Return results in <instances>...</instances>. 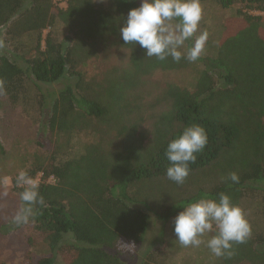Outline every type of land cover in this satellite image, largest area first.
<instances>
[{
	"label": "trees",
	"instance_id": "1",
	"mask_svg": "<svg viewBox=\"0 0 264 264\" xmlns=\"http://www.w3.org/2000/svg\"><path fill=\"white\" fill-rule=\"evenodd\" d=\"M64 1L65 8L55 0H0L8 48L0 54V93L10 106L25 107L32 101L30 83L44 115L36 140L41 151L25 170L34 178L41 174L43 204L26 223L25 241L47 252L29 253L30 264H55L58 255L65 264H124L152 216L167 221L195 200L218 199L223 190L236 204L248 184L264 195V15L251 13L264 12V0H214L220 8L239 7L225 19L212 52L207 39L193 87L167 83L153 104L165 108L151 114V129L143 132L145 106L135 101V87L153 69H176L186 61H160L138 44H124L119 28L138 0H109L107 8L94 0ZM57 22L67 26L66 39L56 36ZM111 44L130 49L128 65L100 81L88 77L87 58ZM59 80L63 87L48 103L40 85ZM193 123L205 129L208 142L189 164V175L211 169L223 181L182 198L166 176L165 150ZM87 128L98 136L75 156L73 138ZM233 172L238 182L228 178ZM13 184L19 197L22 189ZM232 253L217 257V264H264V231L233 244Z\"/></svg>",
	"mask_w": 264,
	"mask_h": 264
},
{
	"label": "rangeland",
	"instance_id": "2",
	"mask_svg": "<svg viewBox=\"0 0 264 264\" xmlns=\"http://www.w3.org/2000/svg\"><path fill=\"white\" fill-rule=\"evenodd\" d=\"M55 1L58 7H66L64 0ZM138 1L140 2V0ZM94 2L102 8L110 6L109 0H94ZM200 5L202 18L196 35L207 32L208 40L211 43L208 50L211 48L212 52L222 30V24L225 19L234 14V9L239 5L220 8L214 0H208ZM254 14L264 15V12ZM66 27L65 24L57 22L54 29L56 36L61 39L70 36ZM4 32L5 27H0V54L8 49L3 42ZM186 49L185 44L184 50L186 51ZM129 57L130 49L127 47L115 44L105 46L96 55L87 58L86 75L100 81L108 71L126 67ZM183 61L186 62L180 68L153 69L150 74L143 75L142 80L145 83L135 87V101H138L139 105L144 104L145 106V111L142 114L145 120H141L139 132L150 130L151 114L158 113L165 108L164 105L154 106L153 104L167 83L173 82L190 89L193 87L200 61L190 62L186 59ZM63 83V80H59L52 84L40 85V91L46 95L48 103L50 98L63 87ZM28 86L32 101L25 107L10 106L8 100L0 93V264H30L27 256L29 253L47 252V247L40 242V244L30 246L25 241L26 234L30 233V224L17 227L12 220L19 209V197L13 188V182L19 171L28 169L34 154L41 151L36 140L44 115L39 112L36 104L38 91L32 84L29 83ZM97 136L98 132L92 133L89 128L77 133L73 138V154L75 156L80 154L84 144L94 141ZM104 136L109 139L112 138L113 133L104 134ZM146 136L150 138L151 134L147 133ZM207 170L191 173L183 184L173 187H176L174 192L183 198L198 189L208 190L212 186H218L223 181V176L216 175L217 172L214 173L215 171L211 169ZM39 176L38 174L35 177L38 181ZM50 182H53L51 178ZM248 187L243 191L244 194L236 205L243 210L251 226V232L264 231V195L257 188L250 190ZM221 193L226 194V190ZM176 215L164 222L152 216L142 243L134 250L132 248L133 252L130 256L122 257L123 263L142 264L147 260L148 264H217V257L207 248L206 243H202L199 247H184L175 240L173 220ZM210 235L212 233L206 234L201 239L206 241ZM39 240L41 238H38ZM55 264L65 263L58 255Z\"/></svg>",
	"mask_w": 264,
	"mask_h": 264
},
{
	"label": "clouds",
	"instance_id": "3",
	"mask_svg": "<svg viewBox=\"0 0 264 264\" xmlns=\"http://www.w3.org/2000/svg\"><path fill=\"white\" fill-rule=\"evenodd\" d=\"M202 18L200 0H140L137 7L128 10L119 28L124 44L139 45L144 55L175 62L186 59L195 62L204 52L207 32L196 35ZM194 38V39H193ZM192 45L184 50L185 42ZM208 138L199 124H190L171 139L165 155L169 161L166 176L176 184H183L189 175V164L203 151ZM238 182L236 173L228 177ZM15 184L22 189L19 194L21 206L13 216V223L23 225L34 215V207L42 205L39 182L27 171L21 170ZM173 231L179 244L199 247L206 243L216 257L231 256L233 244H242L251 235V226L243 210L231 198L220 193L218 199L200 198L182 208L174 217ZM212 233L204 241L201 238Z\"/></svg>",
	"mask_w": 264,
	"mask_h": 264
},
{
	"label": "built area",
	"instance_id": "4",
	"mask_svg": "<svg viewBox=\"0 0 264 264\" xmlns=\"http://www.w3.org/2000/svg\"><path fill=\"white\" fill-rule=\"evenodd\" d=\"M251 13H258V12H251ZM39 175H41V174H39ZM39 177H40V176H39ZM39 177H38V178H39Z\"/></svg>",
	"mask_w": 264,
	"mask_h": 264
}]
</instances>
